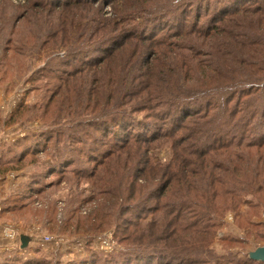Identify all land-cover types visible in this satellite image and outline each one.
<instances>
[{
	"label": "trees",
	"instance_id": "trees-1",
	"mask_svg": "<svg viewBox=\"0 0 264 264\" xmlns=\"http://www.w3.org/2000/svg\"><path fill=\"white\" fill-rule=\"evenodd\" d=\"M90 1L52 0L51 5ZM122 6L127 7L122 11ZM122 6L118 18L95 16V27L76 24L83 33L92 29V39L103 48L116 42L100 48L101 57H83L79 47L74 58L80 65L62 62L56 64L66 70L42 69L54 88L30 116L46 125L13 145L0 144V173L44 154L53 158L49 172L65 173L80 164L75 172L83 174L88 169L77 157L88 149L96 153L100 143L118 136L104 160L94 157L93 164L115 157L109 163L129 164V177L151 172L167 201L151 204L150 222L139 212L125 223L122 252L68 264H264L249 254L240 262L231 255L207 259L216 255L211 244L227 211L250 224L251 214H241L242 206L264 209V0H124ZM168 36L181 42L163 39ZM132 42L139 48L150 42L157 50L133 52ZM163 42L172 47L161 51ZM122 47L123 63L109 73L97 69L94 85L82 81L88 66L99 67ZM134 53L142 64L133 62ZM147 54L156 55L149 62ZM72 92L78 97L69 104ZM162 138L172 144V155L150 165L145 146ZM37 174L7 199L6 210L27 208L28 199L42 191L45 181ZM129 187L132 199L138 186Z\"/></svg>",
	"mask_w": 264,
	"mask_h": 264
},
{
	"label": "rangeland",
	"instance_id": "rangeland-1",
	"mask_svg": "<svg viewBox=\"0 0 264 264\" xmlns=\"http://www.w3.org/2000/svg\"><path fill=\"white\" fill-rule=\"evenodd\" d=\"M51 1L0 0V144L13 145L30 133L41 131L45 127L46 122L41 117L30 116L34 114L32 108L48 97V88H54L52 83H48V74L42 72L44 67L53 66L66 70V65L59 66L56 63L80 65L74 58L79 47L83 50L82 56L92 60L96 56H102L104 50L98 52L100 48L106 49L108 45L116 43L107 42L103 48L92 39V29L83 33V30L77 29L76 24L87 23L95 27V16L118 18V9L124 0L108 3L103 0H91L90 3L77 4L61 2L56 5H51ZM126 7L122 6V11ZM167 26L163 25L161 28ZM156 31L161 33L159 28ZM94 37L97 39V35L94 34ZM163 39L173 43L181 42L170 36ZM166 43L159 44L161 51L172 47ZM135 45L136 43L132 42L133 52L143 50L146 54L152 48L157 50L150 42L145 44L148 48ZM125 52L124 47L119 48L112 51L99 67L93 64L88 66V73L81 76L82 81L87 80L89 84L94 85L99 78L97 69L109 73L123 63L126 57H123L122 53ZM171 53L166 56L169 57ZM149 54L147 58L150 62L156 54ZM134 55L133 62L142 64L141 55ZM53 61L55 62L51 64ZM129 62L133 63L130 57ZM150 64L155 63L151 61ZM73 68L75 71L79 69ZM76 97V92L70 93L68 103L72 104ZM118 138L112 135L108 141L104 140V143L99 144V151H95L96 153L88 149L85 155L81 154V160L77 157L79 162H83L82 168L88 169L83 174L75 172L81 169L80 164L65 173L49 172L53 158L44 154L38 160L27 158L21 165L0 173V264H20L28 260L43 261L44 264H68L80 258L122 252L124 244L120 242L119 236L126 228L125 223L139 212L142 221L150 222V209L153 207L151 204H165L167 197L162 199L159 179H154L151 172L147 173V177L138 178L139 174L133 175V178L129 177L126 171L129 164L124 162L125 166L121 163L115 166L109 163L115 157L102 164H93L94 157L104 160V154L112 147L110 142L118 141ZM43 139L46 141L47 136ZM168 141L162 138L152 145L145 146L146 156L151 160L150 165H156L155 163L171 157L173 149ZM89 143L93 145V142ZM83 147L86 149L87 144ZM39 172L45 181L42 191L28 199L27 208L6 210L7 199L15 195L23 183L37 179ZM131 182L138 186L137 190L133 188L136 191L132 199L129 198L130 192L132 193L129 187ZM116 183L118 185H115ZM241 212H250L252 222L249 224L241 215L227 211L222 221L219 220L211 244L216 255H209L210 258L207 259L222 260L231 255L235 261L240 262L247 254L250 256L249 251L264 245V209L259 210L254 205L247 204L242 206ZM159 213L165 212L162 210ZM7 229L14 231L15 237H6L4 230ZM20 234L31 238L25 248H21L18 237ZM45 234L52 235L54 240L40 244L39 241ZM227 237L233 240H224Z\"/></svg>",
	"mask_w": 264,
	"mask_h": 264
},
{
	"label": "water",
	"instance_id": "water-1",
	"mask_svg": "<svg viewBox=\"0 0 264 264\" xmlns=\"http://www.w3.org/2000/svg\"><path fill=\"white\" fill-rule=\"evenodd\" d=\"M31 238L26 234L20 235V241H21V248H25L28 246ZM250 257L255 260L264 261V245H261L257 247L255 250L249 251Z\"/></svg>",
	"mask_w": 264,
	"mask_h": 264
},
{
	"label": "built area",
	"instance_id": "built-area-1",
	"mask_svg": "<svg viewBox=\"0 0 264 264\" xmlns=\"http://www.w3.org/2000/svg\"><path fill=\"white\" fill-rule=\"evenodd\" d=\"M7 227V226H6ZM5 227V228H6ZM4 228V229H5ZM12 232V233H11ZM4 233H5V236L6 237H10V238H13V237H15V234L16 233H14V231H11V230H4ZM21 235V234H20ZM18 237H20L19 235H18ZM52 240H54L53 239V237H52V235H48V234H45V235H43L42 237H41V240L39 241L40 242V244H43V243H46V242H48V241H52Z\"/></svg>",
	"mask_w": 264,
	"mask_h": 264
}]
</instances>
